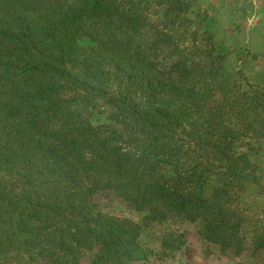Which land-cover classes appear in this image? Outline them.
I'll return each mask as SVG.
<instances>
[{"label":"trees","instance_id":"trees-1","mask_svg":"<svg viewBox=\"0 0 264 264\" xmlns=\"http://www.w3.org/2000/svg\"><path fill=\"white\" fill-rule=\"evenodd\" d=\"M191 9L0 0V264L163 259L184 224L264 260L249 193L264 178V73L226 70L206 12ZM104 197L131 216L105 213Z\"/></svg>","mask_w":264,"mask_h":264},{"label":"rangeland","instance_id":"rangeland-1","mask_svg":"<svg viewBox=\"0 0 264 264\" xmlns=\"http://www.w3.org/2000/svg\"><path fill=\"white\" fill-rule=\"evenodd\" d=\"M190 2L192 9L189 16H192L196 9L206 12L207 22L212 25L215 33L217 48L222 52H227L226 70L234 71L239 68L248 81H262L264 0H190ZM150 14L151 9L148 10V15ZM151 18H154L153 15ZM91 122L93 124L105 123L106 118L103 114H98L92 118ZM259 166L261 172L264 173V164L259 163ZM260 182H256L249 188L250 196H254L253 209L255 212L264 208V178ZM99 202L105 213L131 216L117 199L104 197ZM172 228L185 233L184 244L172 256L163 259L152 256L147 261L132 264H264L259 254L249 250L239 254L219 252L217 246L203 241L195 231L193 224L178 225ZM156 235L155 228L154 233L151 232L149 237L155 240Z\"/></svg>","mask_w":264,"mask_h":264}]
</instances>
